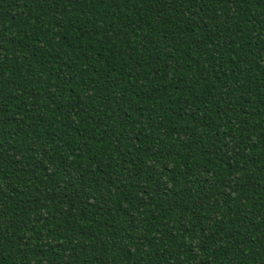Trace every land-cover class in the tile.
Listing matches in <instances>:
<instances>
[{
  "label": "trees",
  "instance_id": "trees-1",
  "mask_svg": "<svg viewBox=\"0 0 264 264\" xmlns=\"http://www.w3.org/2000/svg\"><path fill=\"white\" fill-rule=\"evenodd\" d=\"M0 264H264V0H0Z\"/></svg>",
  "mask_w": 264,
  "mask_h": 264
}]
</instances>
